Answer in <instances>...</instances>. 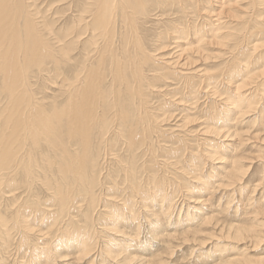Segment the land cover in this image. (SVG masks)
<instances>
[{
    "label": "rangeland",
    "instance_id": "1",
    "mask_svg": "<svg viewBox=\"0 0 264 264\" xmlns=\"http://www.w3.org/2000/svg\"><path fill=\"white\" fill-rule=\"evenodd\" d=\"M75 1H79V7H77ZM81 1L25 0L38 30L44 33L45 38L49 39L50 45L48 49L55 53V57L61 56L59 48L63 44L59 41V36L65 35L72 29L81 28L79 21H77L79 12H83L80 5ZM162 1L167 3L168 6L158 8L156 3L149 0L147 11L143 14L135 15L134 19L135 22L138 19L136 27V34L140 36L138 41L148 50L152 61L150 66L154 70L156 69V73H158L153 75L155 71H150L151 68L147 69L150 78H154V80H151L154 86L151 85L149 89L146 88V95L150 99L151 110L158 115L160 122L163 120L162 123H164L162 126H158L157 131L152 132L150 138L141 137V142L138 141L137 143L139 146L137 145L132 151L129 149L124 135L121 134L122 130L112 128L109 130L110 133L105 134L103 139L106 140L101 149L100 167L97 173L99 187L96 189L98 200L94 205L95 210L92 209L93 211L91 210V214H89L90 219H86L84 213L87 211V199H83L79 201V204L74 206L77 210L73 208L75 211L73 210L74 213H72V218L78 227L83 226L81 229L79 227L74 231H84L85 234L74 231L68 233L67 228L69 224L65 221L67 218L69 220V217L66 219L58 218V220H56L57 218H52L56 214V210H59L60 200L58 198L52 200L51 189L45 187V184L41 182V177L59 175L61 167L58 169L57 166L53 170H46V172L39 171V175L38 173L35 174L37 178L35 177V181L30 182L29 187H33L30 191L26 189L13 191L17 195L19 192L23 195L17 200L18 204L23 205L27 209H30L29 205L31 206V209H28L30 215L25 216L22 223L28 222L32 228L34 226V229L32 231L30 227L31 233L28 235L29 245L22 244V237L20 235L24 231H22V234H18V237H14V241L12 239L10 244H6L7 236H2L3 232L1 233L0 231V264H5V261L6 264H143L144 258L149 260L145 264H226L230 259H243L244 264H264V260L262 259L264 258V86L258 89L252 86L255 85L253 84L254 80H258L259 82L255 83L259 84L264 82V60L261 63L259 62L264 58V35L263 37H254L255 42L259 44L257 53L254 54L256 56L254 59H252L254 56L248 55L250 57H246L252 60L245 59L241 53H238L239 47L244 49L246 48L245 46L251 47L247 37H245L243 42H240L239 46L237 45V50H234L236 44L235 38L226 40V38L231 36L232 31L234 32L235 30V34H237L238 30L244 29V25L248 26L251 30L258 28L259 25L264 27V6L261 5V2L264 0ZM224 7L227 10L222 9ZM228 10H233L231 11L233 15H243L246 21L233 17L228 13ZM222 11L224 12L221 13ZM218 13H220V16ZM218 26L220 27L219 40L221 39V41L223 40L227 43L225 46L219 45L218 48H215L208 41L214 38L209 30L211 28L215 29ZM120 31L126 32V29L120 27ZM199 32L202 36L205 35L199 41L204 40L207 42L206 45H202L205 49V55L211 54V51L223 52L225 54L221 55L219 61L217 60L218 62H213L211 58L205 59L206 61L202 60L203 62L196 61V65L198 64L199 67L192 65L195 70L190 65H188L190 67L189 69L187 68L188 70H182L178 65L173 66L169 60L176 56V53H173L177 50L175 47L179 46L180 48L188 49V52L184 55L186 56L190 53V48L199 42L195 41L200 35ZM243 33L244 31H242L241 35ZM79 35H81L79 36L81 37V43L78 44L75 37L72 35L67 36L65 51L70 52L73 48L74 54L71 57L75 58L74 63H78L79 58L77 59L76 53H82V41H86L89 44V50L92 52L90 59L87 61L88 63L96 55L95 51L101 45V39L95 35L92 29ZM66 58L63 57L64 61L68 60ZM234 58L252 62L251 69L256 68L253 75H248L249 71H242L232 78L229 75L230 73H227L225 70L227 69L229 72V67ZM155 59H157L156 62H153ZM47 61L50 62L49 68L46 67L40 70L36 67L28 75V85L31 91L37 94L40 101L44 103L46 110L49 111L52 109L53 103L59 107L62 106L65 95L64 90L67 84L65 85L62 82L63 76L61 73L63 71L57 64L51 60ZM71 63L73 61L70 59ZM218 63L221 65V70L224 69L225 72L218 77L220 79L218 83L213 82L209 84L208 80H204L206 73L203 72V69L207 71L219 69ZM69 70L67 69V73ZM70 71L68 74H71L72 71ZM227 77L231 78L232 81L230 82ZM188 78H192L193 80L191 87H189ZM203 80L204 85L202 86L201 82ZM1 81L2 75H0V83ZM212 84L218 86L215 87ZM239 85H241L239 91L243 94H249L254 90L251 93L252 96L251 94L249 95V99L253 97L249 102L253 106L252 104L249 106V103L247 104L249 107L245 106L250 112L242 120L243 122L237 123L239 132H243L241 137L236 136L232 140H225L226 143H233V145L237 146L236 152L229 153V148L223 144L222 140L213 137L211 139L209 138L212 136L210 133L209 135L208 133L205 134V127L211 126L216 128L220 126L208 121V110L217 108V111L214 110L213 114H216L217 119H219L218 115H222L225 111V102L232 101L233 91H229V86L235 88L239 87ZM72 86H70V90L73 88ZM21 89L23 90L24 88L22 87ZM21 89L18 91H21ZM187 95L190 96L188 97ZM225 96L229 97V99L225 98ZM9 97L6 90L4 92L0 91V107L10 102ZM186 98L189 100L191 98L193 100L198 99V106H195L196 103L191 106L192 99L188 102L182 101ZM214 99L217 102L222 100V103H216ZM221 104L223 105L221 106ZM232 104L235 105V103ZM185 105L190 110H186ZM189 105L192 108H189ZM232 113L235 118L237 116L236 113H239V111L232 110ZM165 116L171 117L169 119ZM183 119L193 121H190L189 124L187 123L186 126L177 127ZM63 123L62 120L57 122L58 125H62ZM226 126L228 128V125ZM142 134L140 133L139 135ZM171 136L175 137L173 139H182L184 141L186 145L183 146L182 150H178L179 145L177 142L172 143ZM122 140L125 142L123 143ZM208 140L213 141L205 144ZM75 148H78V146H75ZM108 149L109 151H107ZM210 149L212 152H209ZM38 153L39 150L37 155ZM209 153L210 155H208ZM241 153L246 157L241 162L243 166L242 170L238 171L240 173L239 176L234 178L233 173L235 169H233V163L235 159L239 160V158H233L232 155ZM140 155L144 159L139 157ZM38 158L41 160V156ZM223 160L226 163H223ZM132 161L134 162L132 163ZM129 167H131L130 170ZM129 171L130 173H128ZM222 171L226 172V174ZM130 174L136 177L134 183L129 178ZM113 178L116 183L112 181ZM15 179L16 177L13 178V180ZM131 183L137 187L136 191L140 195L148 196L147 203L141 198H138L139 200L135 199ZM160 183H162V187L159 189L156 186ZM201 186L204 188L201 189L202 191H200V188L198 189ZM127 193H129L130 197ZM11 194L12 192H8L6 197L0 199V211L4 212L8 198L12 197ZM167 196H169V199L165 198ZM196 196L204 200L201 203L202 205H195L190 202V197L196 198ZM47 198H50V201L46 200ZM188 206L200 207L198 209H190ZM16 209L17 207L14 210L12 209L11 212L6 210L7 214L0 217V229L6 223V217L10 220H19L20 215H15L16 212L19 213ZM181 210L182 212L179 216ZM50 211L55 213H51ZM76 214L78 219L73 216ZM204 214L213 215L214 220H220L223 225L238 224L242 227L256 228L254 230H259L260 228V231L263 230V232L260 235L259 231L256 239L255 237L252 239L244 238L246 236L245 233L244 236L234 235L233 231L221 234L218 228H214V222L210 224L204 220ZM257 227L259 228L257 229ZM192 228L200 232L196 240L195 238L192 240L193 237H190L189 240L178 238V235L184 230L185 233H188V231L192 232ZM169 233L176 234V237L168 236ZM82 235H87V237L82 239ZM59 239L61 242L69 243L70 246L74 244L71 248L68 247V250L60 246V249L54 252L51 258L42 252L41 246L47 245L49 247V244L53 245V242L56 244ZM38 240L46 242L38 245L35 243ZM109 250L110 252H108ZM36 251L39 255H42H38L40 261L39 258L36 259L34 257ZM130 253H133V255ZM130 256H135L136 258L125 259V257ZM1 258H5V260L2 261ZM260 258L263 262H259ZM233 263H236V261Z\"/></svg>",
    "mask_w": 264,
    "mask_h": 264
},
{
    "label": "bare ground",
    "instance_id": "2",
    "mask_svg": "<svg viewBox=\"0 0 264 264\" xmlns=\"http://www.w3.org/2000/svg\"><path fill=\"white\" fill-rule=\"evenodd\" d=\"M78 2L75 1V3H77L76 4L77 7H79ZM148 2L149 0H82L80 5L81 8L83 9V12L82 13L79 12V15L77 17V21H79L80 23L79 26L81 28L72 29L69 32H67L65 35L59 36L60 37L59 41L61 42V44H63L60 45L59 48L61 56L55 57V53L52 50L49 51L48 49L50 45L49 39L45 38L44 33L38 30L36 22L32 18V14L29 10V7L27 6V3H25V0H0V75H2V81L0 83V91L4 92L6 90L8 95L10 96L9 97L10 102L5 106L3 105L2 107H0V199L6 197V194L8 192L10 193L12 192L11 194L12 197L8 198L7 204L4 207V212L0 211V217L3 216L4 214H7L6 210L11 212L12 209L14 210L16 207H17L16 211H18L19 213L16 212L15 215L16 214L20 215L19 220H15V219L10 220L7 217L5 218V220L7 221L4 224V226L2 225L3 228L0 229V231L1 233L2 232L4 233V234L2 233V236H7L6 244H10L12 239L14 241V237L16 236L18 237V234H22V231H24V233L20 235L22 237V244L29 245L28 235L29 233H31L30 232L31 224L28 222L27 223H22V222L24 221L23 219L25 216L30 215L29 210L31 209V206L29 205L30 209L28 208L29 209L28 210L23 205L18 204L17 200L23 195H21L22 194L21 192H19V194L17 195V193L13 191L15 190L21 191V189H26L27 191H30L33 188V187H29L30 182L35 181L34 179L35 177L37 178L35 174H37L39 171L46 172V170H50V169L53 170L54 167L57 166L58 169L59 167H61L59 175L42 176L41 182L45 184V187L47 189L48 187L51 189L50 193L52 194V200H55V198L56 199L58 198L60 200L59 201L60 205L58 208L59 210H56L57 212L52 216V218L54 217L55 219L57 218L56 220H58V218L66 219L67 217H69V220H67L68 219L67 218L65 222L69 224L67 228L68 233H72L74 230H76V228L78 229L80 227L81 229L83 227V226L78 227L77 223L72 218V213H74L73 210L76 209V207L74 208V206L79 204V201H82L83 199H87V207H86L87 211L85 213L83 211L84 216H86V219H90L89 214H91V210L92 209L95 210L94 205L98 200L96 189L99 187L98 185L99 177L97 176L98 175L97 173L100 167V156L102 151L101 149L103 147V143L106 140L103 139L105 134L107 135V133H110L109 130L112 128L113 129L115 128L117 130H122L121 134L124 135L126 139L125 141L128 144L129 149L132 151V149H135L137 147L138 141L141 142V137L143 138L146 137V139L147 137L150 138L152 132L157 131L158 126L159 125L162 126V124L164 123V122L162 123L163 120L160 122L158 115H156L155 112L151 110L152 105L150 106L151 104L150 99L146 95V91H147L146 88L149 89V87L153 85L151 83V80H154V78H150L147 69L151 68L150 71H153L154 69L152 68V66H150L152 61L148 50L138 41V38L140 37L139 35L136 34L138 19L136 20V22L134 19L135 15L143 14L145 11H147L149 6ZM152 2L156 3L158 8L159 7L164 8L168 6V4L164 3L162 0H152ZM261 5L264 6V1L261 2ZM222 9L227 10L226 7ZM231 11L233 10H228V13L231 14L233 17H238L240 18L239 20L246 21L243 15L236 16L235 14L233 15ZM223 12L224 11H222L221 13ZM218 15L220 16V13H218ZM120 27H124L126 29V32L120 31ZM89 29H92L95 32V35L101 39V45L98 47L97 51H95L96 55L94 56V58L87 63V61L91 57L92 52L89 50V44L83 40L82 41L83 50H81L82 53L80 54L76 53L77 55L76 57L77 59L79 58L78 59L79 61L78 63H74L75 58L71 57V55L74 54L73 48L70 52L65 51L66 48L65 40L67 36L72 35L73 37L76 38L77 44L81 43L80 42L81 37H79L81 35L79 34L84 33ZM219 30H220L219 26L215 27V29L211 28L209 30V32L213 34L214 38L208 41H210L212 45L215 46V48H218L219 45L225 46V44L227 43L226 41L223 40L221 41V39L219 40L218 38L220 35ZM242 31H244V33L241 35ZM199 34L201 36L199 35L195 41H199L202 37L205 36V35L202 36L200 32ZM263 35H264V27L259 25L258 28L251 30L248 28V26L244 25V29L238 30L237 34H235V30L234 32L232 31L231 36L229 38H226V40L227 39L230 40V38H235L236 44L234 50H237V45L239 46L240 42H243L245 40V37H247L249 44H251V47L245 46L246 47L245 49L239 47L238 53H241L242 56H244L243 58L248 59L246 57L248 55L254 56V54L257 53V50L259 48L258 47L259 44L255 42L254 37L255 36L263 37ZM204 42L205 41L203 40L195 43V45L190 48L191 49L190 53L187 54L189 56L187 55L184 56L188 52L187 51L188 49L180 48L179 46L175 47L177 50L176 52L173 53H176V56H174L173 59L169 60V62L173 66L178 65L182 70L183 69L185 70L187 68L188 69L190 68L188 65H190L191 68H193L192 65L194 67H199L198 64L196 65V61L203 62L202 60H205L207 58H211L213 62L217 60L219 61L221 55L225 53L211 51V54L209 53L205 55L204 52L205 49L202 47V45L203 44L206 45L207 42L205 43ZM229 52L231 53L230 50ZM255 56L252 57V59H254ZM63 57L64 58L67 57L66 60L67 59L68 60L64 61L65 59H63ZM238 58H242V57H238ZM70 59L71 61H73V63L71 64H70ZM47 60L53 61L63 71L61 73V75L63 76L62 82L65 85L67 84L64 90L65 95L63 97L62 106L59 107L58 105L53 103V107L49 111L46 110L44 103L40 101V99L37 97V94H34L31 91L28 85L29 83L28 75L34 70V68L37 67L40 70L46 67L49 68L50 62H48ZM156 60L157 59H155L153 62H156ZM248 60H239L234 58L231 63V66L229 65L230 66L229 72L227 71V69L225 71L227 73H230L229 75H231L232 78L234 75L242 71L244 72L249 71L248 75L249 74L253 75L256 68L251 69L252 62ZM263 60L264 58L259 62L261 63V61ZM217 65L219 69H212L208 71L206 69H203V72L206 73L205 75L206 78H204V80L205 81L208 80L209 84L213 82L218 83V81L220 80L218 77L223 75V73L225 72L224 69L221 70L220 68L221 65H219V63ZM67 69H70L73 73L69 70L71 74H68L69 71L67 73ZM154 71L155 72L153 73V75L158 74L156 73V69ZM176 73L178 72L176 71ZM227 79H229L230 82L232 81L231 78L227 77ZM204 80L201 82L202 86L204 85L203 83ZM187 81H189V85H190L189 87H191L193 83L192 78H188ZM257 81L255 80L253 81V84H255L252 85L253 87L258 89L259 87L264 86V82L261 84L255 83ZM71 85H73L72 86L73 88L70 90L69 88H71L70 87ZM212 85L215 87L218 86L215 84ZM240 86L241 85L235 88L229 86L228 88L229 91H233L232 101H228L227 99H229V97L225 96V98H227L226 100L228 101V103L224 101L226 104V105L224 104L226 106L224 107L225 111L223 112V114L220 113L222 115H218L219 119H217L216 114H213V112H215L214 110H216L217 108L214 110L212 109L213 111L211 109L208 110V116H209L208 121H211L212 124L213 123L219 124L220 126L216 128L211 126L208 128L207 126L205 127V134L208 133L209 135L210 133L212 136L209 138L211 139L213 137L215 139L222 140L224 142L223 144L229 148L228 151L229 153L236 152L237 146L233 145V143H226L225 140L227 139L232 140V138L234 139V137L236 136L241 137L243 132L241 133L239 132L237 123H240V121H242L246 117L247 113L250 112L249 109H247V107L251 106L252 103L249 102L253 99V97L252 99H249V95L253 93L254 90H252V92L249 94H243L241 93V91H239ZM22 87L24 88L23 90L21 89ZM19 89H21V91H18ZM263 92H264V87H263ZM187 96L189 97L190 95ZM190 100L186 98L183 99L182 101L188 102ZM197 102L198 99L193 100L191 106L194 103L197 104V105L195 104V106H198ZM215 102L219 103L217 101ZM232 103H235V105ZM248 103L249 106L247 105ZM222 105L223 104H221V106ZM230 105L232 108L230 107ZM246 105L247 107H245ZM191 106L189 105L188 107L192 108ZM218 106L221 107L220 105ZM184 107L187 108L186 105ZM186 110H190V109L187 108ZM232 110L239 111V113H236L237 116L235 118L233 116ZM253 110H255V108H253ZM219 112H221V110ZM165 117H168L170 119L171 116H165ZM59 120H62V122L64 123L62 125H58L57 122H59ZM190 121L193 120L183 119V121L179 123L177 127L178 126L182 127L183 125L186 126V124L187 123L189 124ZM226 125H228V128ZM140 133L143 134L139 135ZM173 138L175 137H172L173 140L172 143L177 142V144L179 145L178 150L179 149L182 150L184 148L183 146L186 145L184 141L182 139L176 140ZM122 141L123 143L125 142L124 140ZM211 141L213 140L210 141L208 140L205 144H208V142ZM75 146H78V148H75ZM109 149L107 151H109ZM38 150L39 153L37 155ZM210 151L212 152L211 149L209 150V152ZM208 155H210V153ZM234 155H232L233 158L234 157L239 158V160L235 159L233 163V169H235L233 173V177L237 178L240 174L238 171L242 170L241 168L243 164L241 165V162L246 156H244L242 153L237 154L235 156ZM39 156H41L40 158L41 160H39L38 158ZM139 157H141V155ZM133 162L134 161H132V163ZM223 163H226V161L223 160ZM130 168L131 167H129V170ZM128 173H130V171ZM223 173L226 174V172ZM131 175L132 174H130L129 178L134 183L136 177ZM14 177H16L15 180H13ZM123 178L121 179L123 180ZM229 178H230V174H229ZM122 180L121 182H123ZM112 181L113 182L115 181L114 178ZM156 187L160 189L162 187V183L158 184ZM114 188L116 187L114 186ZM199 188L200 191H202L201 189L203 188V186L198 187V189ZM131 189L134 193L135 199L141 198L145 203H147L146 200L148 199L147 198L148 196L140 195L138 191H136L137 187H135L134 184L131 185ZM127 194L129 196V193ZM100 197L102 196L100 195ZM165 198L169 199V196ZM190 198H191L190 202L194 203L195 205L196 204L202 205L201 203L204 201L203 199H201V197L198 196H196V198L194 197H190ZM49 199L47 198L46 200ZM182 207H184V205H182ZM199 207L200 206H196V207L191 206L189 208L198 209ZM86 208L84 209L86 210ZM181 212L182 210L179 212V216L181 215ZM205 215L207 214L203 215L204 220H206V222L210 224L214 222L215 225L214 228H218L221 234L226 232L230 233L233 231L234 235H238V236H244L245 233L246 236H244V238L247 237L252 239L255 237L256 239L258 237V233L260 231L259 227H257V229L259 228V230H254L256 228L253 227L250 228L245 226L242 227L239 226L238 224H230L227 226L226 224L223 225V223H221L220 220H214L215 218L213 215L212 216L209 215L205 216ZM73 216L76 217L77 214ZM156 223L157 225H159L158 222ZM21 226L23 227L21 228ZM31 229L33 231L34 226L33 228L31 227ZM63 229L62 231H64ZM165 229H163V231H165ZM195 230H193L192 232L188 231V233H185L184 230L180 235H178L179 236L178 238L179 239L183 238V240H189L190 237H193V239L192 238L191 239L194 240L195 238L196 240L200 232L199 230L197 231ZM41 232L43 231L41 230ZM74 232H80L82 234H85L84 231L82 232L74 231ZM262 232L263 230L260 231V235ZM168 236L176 237V234L169 233ZM86 237L87 235L81 236L82 239ZM74 238L76 239V237ZM44 242L46 241L38 240L35 243L40 245L41 243ZM73 244H71L70 246L69 243L61 242L59 239V241H57L56 244H54V242L53 245L49 244V247L47 245L41 246V250L45 255L51 258L54 252H57L60 249V246H62L65 250H68V247L71 248ZM108 252H110V250ZM130 254L133 255V253ZM38 255L39 253L36 251L34 257H36V259L39 258L40 261L39 256L42 255L39 256ZM135 256L133 257L130 256L127 258L125 257V259L129 260L130 258H136ZM262 259L264 260V258ZM1 260L4 261L5 258H1ZM242 260L243 259L240 260L230 259L229 262H227L226 264H244ZM263 260L261 261L260 258L259 262H263ZM147 261L149 260L144 258L143 264H145ZM234 261H236V263H233Z\"/></svg>",
    "mask_w": 264,
    "mask_h": 264
}]
</instances>
